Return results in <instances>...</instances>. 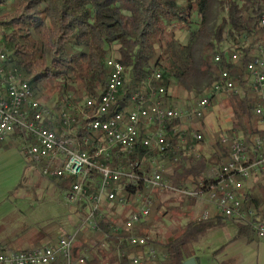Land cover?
Masks as SVG:
<instances>
[{"label":"trees","instance_id":"trees-1","mask_svg":"<svg viewBox=\"0 0 264 264\" xmlns=\"http://www.w3.org/2000/svg\"><path fill=\"white\" fill-rule=\"evenodd\" d=\"M262 16L264 0H0V46L12 57L11 66L27 79L36 98L55 99L57 107L69 94L77 104L90 97L99 98L107 84L106 59L113 47L125 68L126 87L141 89L152 73L159 71L161 79L153 84L165 87L163 103L175 107L169 94L172 87L198 97L223 70L230 73L236 86L247 87L244 62L253 54L256 43H264ZM177 31L187 34L185 42ZM228 42L232 47H223ZM235 51L242 56L237 62L228 58ZM216 54L221 56L219 61L214 59ZM223 101L232 116L231 130L243 137L250 150L254 139L263 136L257 126L254 94L230 93ZM204 120L201 118L200 128ZM87 132L81 133L89 135ZM169 137L174 143L179 140L178 135ZM186 139L183 146L195 147L196 140ZM212 146L208 156L187 155L181 150L168 153L173 170L164 175L167 182L179 188H198L210 166L229 159L230 143L220 137ZM249 152L253 158V151ZM143 154L145 149L138 144L133 158ZM114 162L126 164L127 159ZM50 179L63 190L73 183L71 179ZM259 180L260 192L253 187L246 189L243 203L264 213V170ZM227 221L232 222L217 213L209 214L207 218L191 219L161 243L148 240V246L158 254L150 264H182L193 257L194 243ZM99 225L98 244L104 242L109 248L106 264H132L129 255H145L146 247H129L121 242V235L113 232L107 219L100 220ZM235 225V238L252 237L248 227ZM139 234L147 237L145 232ZM103 250L98 248L85 264H102ZM51 264H64V260L59 258Z\"/></svg>","mask_w":264,"mask_h":264},{"label":"built area","instance_id":"built-area-1","mask_svg":"<svg viewBox=\"0 0 264 264\" xmlns=\"http://www.w3.org/2000/svg\"><path fill=\"white\" fill-rule=\"evenodd\" d=\"M260 25L264 27V16ZM253 50L244 62L247 88L236 86L230 73L223 70L215 88L208 89L188 108L164 105L165 87L153 84L161 79L159 71L153 72L141 89L126 87L125 68L111 50L106 59L108 80L99 98L90 97L77 104L69 94L59 104L57 113L50 102L36 98L27 79L12 71L10 56L0 46V144L9 136L21 138L27 161L37 164L42 175L73 180L66 196L84 209L81 223L73 233L62 234L55 243L42 247L0 252V264H51L59 258L64 264H85V253L77 255L74 251L77 235L85 228L101 231L99 222L106 215L103 205L125 206L131 200L135 209L120 224L110 222L111 228L127 246L146 247L144 256H128L132 264H150L158 254L148 246V237L136 229L147 222L157 191L197 199L264 240V213L243 203L244 185L264 170V43H256ZM228 58L237 62L242 56L235 51ZM214 59L219 61L221 56L216 54ZM246 91L256 98L254 112L263 132V136L254 139L253 158L246 152L243 137L234 133L232 138L221 137L222 142L230 143L229 159L210 172L208 169L198 188L171 185L164 177L167 170L163 165L144 170L145 161L166 158L171 149L169 135H178L179 143L189 135L197 143L202 141L199 126L190 125L188 129L192 131L182 126L184 122L205 117L215 97L230 93L244 96ZM59 120H66V127H59ZM82 128H89L90 134L82 143H75L76 131ZM138 144L145 154L133 158ZM123 158L127 159L126 164H115L114 160ZM208 215L207 209L202 218Z\"/></svg>","mask_w":264,"mask_h":264},{"label":"rangeland","instance_id":"rangeland-1","mask_svg":"<svg viewBox=\"0 0 264 264\" xmlns=\"http://www.w3.org/2000/svg\"><path fill=\"white\" fill-rule=\"evenodd\" d=\"M177 36L182 42L186 41L187 34L184 31H177ZM223 47L232 46L231 43L228 42L225 43ZM114 49L115 47L112 48V50ZM246 79L248 82V74ZM169 94L172 95L171 98L173 99V103H175V107L181 108H188L200 97L185 93L176 87H172L169 90ZM226 95L227 94L222 96V104H225L223 99H225ZM48 102L54 106L53 108L57 110L58 113L59 108L55 103V99L51 98ZM216 102L217 99L213 101V105ZM231 117L230 111L226 108L221 109L220 113H213L210 117L211 119H209L211 128L209 130H204L201 142L196 143L195 147L189 148L183 146L188 139H185L183 143H179L178 141L174 143L169 139L168 141L171 144V149L168 153L174 154L173 151L175 150H181L187 153V155L208 153L212 150V143L215 139H220V137L224 135L232 138L234 133L238 135V133L231 130ZM200 122L201 118L184 122L182 128L188 129L190 125H197L198 127ZM257 126H260L259 120ZM188 130L192 131V128ZM188 137L190 140L191 135ZM22 147V139L14 136H9L0 147V236H15L19 230L25 227L28 230H43L44 233H48L49 244H51L55 242L60 235L74 232L75 227L79 226L81 223V211L78 205L68 200L66 192L56 186L50 177L43 175L39 176L36 173L31 165L38 168L39 166L27 161L22 152ZM251 149H247V151H252ZM150 160L151 161L147 160L143 163L144 166L148 165L149 169H153L156 165H163V168L167 170L164 175L171 173L173 170L167 155L166 158L161 161L157 157H153ZM218 166L219 165L210 166L207 172L216 169ZM259 173H261V171ZM256 179L257 177L250 183L249 188L253 187L256 190L255 192H257V190L260 192L261 189L258 187L260 180ZM244 190H246V185H244ZM155 193L153 194V203L147 222L136 229L138 233H147V237L151 242L155 241L154 243H161L173 236L191 219L202 217V209H198L201 203L199 200L194 198L183 199L166 191H157ZM204 197L206 198L207 195H204ZM190 202H192V204ZM135 207L136 204L133 200L128 202L125 206L115 204L110 207L103 205L102 210L106 214L104 219H107L112 224H120L127 217L129 211L134 210ZM235 231V225L227 223L202 236L192 245L193 257L196 258L197 263L221 264V257L224 255L223 252L226 250V245L235 242V240L231 241L234 238ZM82 233H86L93 241L85 242L87 247H85V244H77L75 242V253L77 255L85 253L88 259L92 253H96L98 248L104 249L103 253L105 255L102 256V264H106V256L109 255V248L104 242H101L100 245L98 244L101 231H93L90 228H85L77 237ZM84 248L87 249V251ZM246 261L250 262L249 260ZM235 262L240 263V260L235 259Z\"/></svg>","mask_w":264,"mask_h":264},{"label":"crops","instance_id":"crops-1","mask_svg":"<svg viewBox=\"0 0 264 264\" xmlns=\"http://www.w3.org/2000/svg\"><path fill=\"white\" fill-rule=\"evenodd\" d=\"M216 99H217V102L214 105H212L209 112L205 116L204 127L203 128L199 127V132H201V133H203L204 130H209L211 128V123H210L209 119H211L210 117L212 116V114L213 113H220L221 109L224 108L223 104L221 102L222 96L215 97L214 100H216ZM198 126H200V124ZM0 147H1V144H0ZM211 152H212V150H210L206 154L204 153V155L208 156ZM31 166H33V168L35 169L36 173L39 176H42V173L38 167H36L34 165H31ZM259 174L257 176L258 180H259ZM254 179L255 178L251 179L250 181H248L246 183V189L247 188L249 189L250 183L253 182ZM64 191L66 192V190H64ZM203 204L204 203H200V206L198 208V209H202V211H201L202 213L207 209L209 211V214H211V215L217 213L213 207L207 206V204H204V205ZM78 206H79L80 211H81L80 212V219H81V216L83 215L84 210L81 209L82 206H80V205H78ZM0 221H1V213H0ZM227 223H232V222L227 221L225 224H227ZM225 224H223V225H225ZM232 224H234V223H232ZM0 226H1V224H0ZM235 227H236L235 235H234L233 240H231V241L235 240V242L232 244L226 245V247H225L226 250H224V252H223L224 255H223V257H221V261H220L221 264H223V263H227V264H242V263L243 264H264V240L259 239L254 234H252V237H250L249 240L245 237L235 238V236L237 235V226L235 225ZM214 230H216V229H214ZM87 241L91 242L93 240L86 233H82L77 237L75 242L77 244L78 243L86 244L85 242H87ZM55 242H53V243H55ZM49 243L50 242H49L48 233H44L43 230L42 231H38L35 229L28 230L25 227L22 228L21 230H19V232L16 233L15 236H9V235L0 236V249H5L7 251H18V250H25V249H33V248L45 246ZM75 250H76V247H74V251ZM80 254H82V253H80ZM235 259H239L240 263H236ZM246 260H249L250 262H247Z\"/></svg>","mask_w":264,"mask_h":264},{"label":"bare ground","instance_id":"bare-ground-1","mask_svg":"<svg viewBox=\"0 0 264 264\" xmlns=\"http://www.w3.org/2000/svg\"><path fill=\"white\" fill-rule=\"evenodd\" d=\"M7 53V52H6ZM8 55H9V53H7ZM11 58L12 57H10V60H11ZM13 64V63H12ZM12 71H14V72H16L17 73V75L19 76V77H23L22 76V73L19 71V70H17L16 68H13L12 67ZM216 83V82H215ZM215 83L212 85V86H210L209 88H207V90L206 91H208V89H214L215 88ZM28 87L33 91V89H32V87L30 86V84L28 83ZM205 91V92H206ZM34 92V91H33ZM59 127H66V120H59ZM89 132V128H82L81 129V131H76V134H75V143H82L84 140H85V136H88L87 134H82L81 132ZM87 132V133H88ZM82 134V135H81ZM252 151H253V147H252V149H251ZM246 152H248L247 151V148H246ZM155 209V208H154ZM154 211V210H153Z\"/></svg>","mask_w":264,"mask_h":264},{"label":"water","instance_id":"water-1","mask_svg":"<svg viewBox=\"0 0 264 264\" xmlns=\"http://www.w3.org/2000/svg\"><path fill=\"white\" fill-rule=\"evenodd\" d=\"M182 264H198L196 258L190 257L189 259L185 260Z\"/></svg>","mask_w":264,"mask_h":264}]
</instances>
